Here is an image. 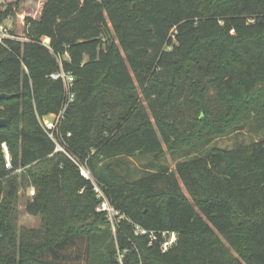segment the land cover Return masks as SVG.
Returning <instances> with one entry per match:
<instances>
[{"label":"trees","instance_id":"trees-1","mask_svg":"<svg viewBox=\"0 0 264 264\" xmlns=\"http://www.w3.org/2000/svg\"><path fill=\"white\" fill-rule=\"evenodd\" d=\"M24 26L0 42V92L15 94L0 99V264H264V0H46ZM60 67L63 145L123 216L114 234L38 122L62 107ZM245 126L261 137L207 147ZM165 151L187 158L171 169ZM30 187L38 228L17 223ZM135 225L176 242L163 252Z\"/></svg>","mask_w":264,"mask_h":264},{"label":"built area","instance_id":"built-area-1","mask_svg":"<svg viewBox=\"0 0 264 264\" xmlns=\"http://www.w3.org/2000/svg\"><path fill=\"white\" fill-rule=\"evenodd\" d=\"M5 38H15V37L10 36L9 29L7 28V26L0 23V42H4ZM49 77L51 79L60 80L62 82L64 87V101L58 113H49L43 116H38V122L41 128L43 129V131L45 132V134L47 135V137L54 142L55 144L54 151L64 152L77 166L79 174L91 182V187L95 199L97 201L95 209L97 211L103 212L107 220L111 224L112 228H115L117 222H119L120 219L123 218V216L121 215L119 210H117L110 203L109 199L103 192L101 186L93 178L90 170L85 166V164L79 162L75 157H73L66 151L63 145L62 137L59 132L60 122L63 118L64 112L74 99V93L72 91V86L74 81L73 75L63 70L62 67H60L59 70L50 73ZM2 146L5 151L6 166L8 167L10 166L9 155L4 143L2 144ZM33 193L34 190H31V194ZM135 230L137 233L147 234L149 237V244H151L153 240L156 239L158 233L160 235L159 247L163 252L170 249L175 244L177 238L175 231L162 230V231L154 232V231H148L140 227L139 225H135Z\"/></svg>","mask_w":264,"mask_h":264},{"label":"rangeland","instance_id":"rangeland-1","mask_svg":"<svg viewBox=\"0 0 264 264\" xmlns=\"http://www.w3.org/2000/svg\"><path fill=\"white\" fill-rule=\"evenodd\" d=\"M17 4L16 13L12 16H7L5 19L0 21L3 25L7 26L9 29L10 36L15 37L17 40L25 41V26L24 19L26 17L38 18L43 7V4L46 0H0V10H3L6 7V4L9 2H16ZM15 5L13 6V8ZM43 42L48 44V38H44ZM261 137V132H256L249 129V126L243 128L235 129L227 134L219 135L213 138L208 144L207 147L215 146L219 148H232L237 144L241 143H250L252 141L258 140ZM201 153L192 152L190 155H197ZM187 156H175L172 157L168 151H165V162L170 166L171 169L175 167V163L178 160H183ZM147 158H130L131 166L141 169L143 163H145ZM181 189L183 194L189 199L190 195L187 189L180 182ZM31 190H34L33 187H30L25 191L24 195H20L17 201V223L18 225H23L27 228H38L41 225V218L39 215H30L25 211V203L31 198ZM22 193L23 190L21 189ZM116 228H112V233H115ZM121 254L119 255V257ZM120 259V258H119Z\"/></svg>","mask_w":264,"mask_h":264},{"label":"water","instance_id":"water-1","mask_svg":"<svg viewBox=\"0 0 264 264\" xmlns=\"http://www.w3.org/2000/svg\"><path fill=\"white\" fill-rule=\"evenodd\" d=\"M14 95L15 94H13V93L0 92V99H7V98H10V97H12ZM8 123H9V119L8 118L0 117V127L7 126Z\"/></svg>","mask_w":264,"mask_h":264}]
</instances>
